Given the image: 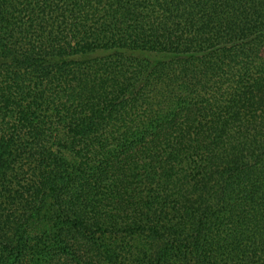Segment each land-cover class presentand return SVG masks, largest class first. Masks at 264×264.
<instances>
[{
    "label": "trees",
    "instance_id": "obj_1",
    "mask_svg": "<svg viewBox=\"0 0 264 264\" xmlns=\"http://www.w3.org/2000/svg\"><path fill=\"white\" fill-rule=\"evenodd\" d=\"M0 264H264V0H0Z\"/></svg>",
    "mask_w": 264,
    "mask_h": 264
}]
</instances>
